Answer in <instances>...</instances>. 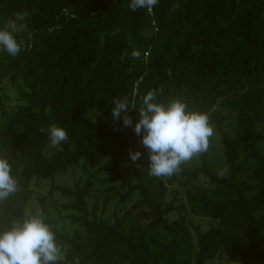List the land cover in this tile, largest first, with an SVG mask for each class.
Wrapping results in <instances>:
<instances>
[{
    "label": "trees",
    "instance_id": "trees-1",
    "mask_svg": "<svg viewBox=\"0 0 264 264\" xmlns=\"http://www.w3.org/2000/svg\"><path fill=\"white\" fill-rule=\"evenodd\" d=\"M128 4L0 0V26L28 13L20 54L0 53V157L18 180L0 202V228L35 215V200L62 264H264V0H158L151 13ZM149 90L206 113L212 127L207 150L170 177L149 175L140 137L111 116L113 99L138 109ZM126 114L134 123L136 110ZM49 125L67 134L60 150L41 132ZM59 174L73 186L52 182L34 196L33 182Z\"/></svg>",
    "mask_w": 264,
    "mask_h": 264
},
{
    "label": "clouds",
    "instance_id": "clouds-1",
    "mask_svg": "<svg viewBox=\"0 0 264 264\" xmlns=\"http://www.w3.org/2000/svg\"><path fill=\"white\" fill-rule=\"evenodd\" d=\"M158 0H129V10H150ZM26 11L13 14V18L0 26V53L16 57L22 51L18 34L25 29ZM132 58H139L140 52L132 50ZM146 55V54H145ZM158 91V90H157ZM139 108L135 101L127 98L113 99L111 116L119 119L122 126H131L140 144L147 150L148 173L154 177H170L181 170V165L208 147L212 127L206 113L189 110L180 100H170L166 104L157 99V93L149 90L140 98ZM133 108L137 116L133 123L126 110ZM122 113H124L122 115ZM47 136V145L60 150L67 141L63 128L49 125L41 128ZM141 156L139 150L128 153V158L136 162ZM220 172L218 175H222ZM18 190V180L12 174L9 161L0 157V202L7 200ZM64 251L56 242L52 228L40 215H30L10 222L7 228H0V264H62Z\"/></svg>",
    "mask_w": 264,
    "mask_h": 264
},
{
    "label": "rangeland",
    "instance_id": "rangeland-1",
    "mask_svg": "<svg viewBox=\"0 0 264 264\" xmlns=\"http://www.w3.org/2000/svg\"><path fill=\"white\" fill-rule=\"evenodd\" d=\"M211 142H212V146H216L217 145V142H218V138L217 136L214 134L212 136V139H211ZM217 148V146H216ZM216 154H214V159L217 161L218 163V169L219 171L220 170H223L224 169V166H223V163H222V160L220 159L219 157V148L216 149ZM186 164L189 166L191 165L190 164V161H187ZM124 171L126 172L127 176L129 177V170L127 168L124 169ZM62 174H59V175H56L53 179H48L45 181V183H41V185L39 187H37L34 182L32 183V188L34 189V196L36 195H41V194H46L48 191H49V185L53 182L54 184L56 185H59V186H68V187H72L73 186V181L70 177V174L69 175H66V176H61ZM47 182V183H46ZM54 196L55 198L58 200L57 202H54L53 200H50V203L52 204V206L54 207V209L56 208V210H54V217L55 218H61V219H64L62 216L65 214L62 209L60 208V205L63 204L64 202H66V200L62 197H60L58 194H55L54 193ZM99 200V208H98V212L99 214L101 213V200L100 198H98ZM49 200V198H48ZM93 201L94 200H91V205L93 204ZM114 209H115V203H110V206L109 208L107 209V212L106 214L111 216V214L114 212ZM29 211H33L35 213V215H40L41 214V210H40V207L38 205V203L33 200L30 205H29ZM194 222L196 224H199L203 229H206L208 228L209 224L211 223V221L209 220H206V219H194ZM64 227H69V223L68 221H65V220H62L61 222ZM206 264H238V263H234V262H229L227 259L225 258H215V259H212V260H207L206 261Z\"/></svg>",
    "mask_w": 264,
    "mask_h": 264
},
{
    "label": "built area",
    "instance_id": "built-area-1",
    "mask_svg": "<svg viewBox=\"0 0 264 264\" xmlns=\"http://www.w3.org/2000/svg\"><path fill=\"white\" fill-rule=\"evenodd\" d=\"M148 11L151 13V9L148 10ZM152 26H155V23L154 22H152ZM155 30H157V29L155 28Z\"/></svg>",
    "mask_w": 264,
    "mask_h": 264
}]
</instances>
